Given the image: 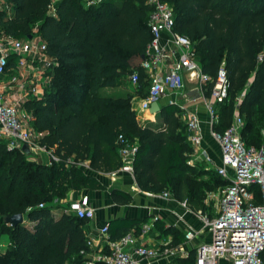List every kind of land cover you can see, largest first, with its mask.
Wrapping results in <instances>:
<instances>
[{
    "label": "trees",
    "instance_id": "trees-1",
    "mask_svg": "<svg viewBox=\"0 0 264 264\" xmlns=\"http://www.w3.org/2000/svg\"><path fill=\"white\" fill-rule=\"evenodd\" d=\"M3 1L8 15L0 11V34L20 40L34 33L53 60L43 95L28 99L24 106L33 128L44 133L39 143L56 160L36 162L21 150H8L0 138V238L7 240L0 264H84L79 251L85 249L82 227L87 219L65 212L54 218L51 205L69 190L104 189L77 163L88 160L91 169L102 172L120 168L118 135L136 145L131 166L139 190H167L202 210L205 190L226 181L210 168L214 175L186 163L190 146L177 107L164 105L156 113L158 122L139 124L130 95L114 97L102 91L116 87L132 72L137 74L138 92L147 91L139 62L151 38L148 0H99L86 6L82 0ZM159 1L172 11V31L191 42L200 72L207 77L203 97L223 64L226 97L214 103L217 121L212 129L222 132L236 111L242 119L239 133L244 144L264 147V0ZM13 61L10 55L7 65ZM205 174L209 178H203ZM111 197L129 201L117 190ZM18 213L34 224L11 227L3 222V217ZM136 224L114 220L107 231L117 239ZM260 259L264 264V249ZM194 261L192 249L174 264Z\"/></svg>",
    "mask_w": 264,
    "mask_h": 264
},
{
    "label": "built area",
    "instance_id": "built-area-1",
    "mask_svg": "<svg viewBox=\"0 0 264 264\" xmlns=\"http://www.w3.org/2000/svg\"><path fill=\"white\" fill-rule=\"evenodd\" d=\"M99 0H95L97 2ZM94 3L91 0L89 4ZM152 12L148 18L151 38L146 46L143 59L139 66L147 75L148 87L146 95L140 100L139 108L147 110L150 103L157 102L165 93H181L185 89L184 74L196 83L204 102L208 117L209 134L219 148V163L215 164L202 146V132L200 120L196 112L186 105L169 101L178 109L179 118L184 124V133L191 153L187 160L190 165L206 163L226 183L208 191L203 199L210 205L211 212L198 211L197 216L210 236L209 242L202 243L195 253L194 264H219L223 260L226 264H262L260 254L264 249V147L246 146L240 137L242 119L236 111L233 112L231 122L222 131L212 129L217 121L214 103L226 97L227 80L220 64L213 86L208 96L203 97V85L206 75L200 72L195 59L190 40L172 31L173 14L165 3L159 0H148ZM52 11V7H49ZM6 5L0 0V11ZM161 33L169 35V42L175 51L171 53L175 59L162 70L167 53L160 44ZM14 55V61L8 64V58ZM53 60L46 54L45 44L36 34L25 39L3 37L0 45V138L6 143L8 150H21L26 144L29 155L45 152L48 159L56 160L49 150L39 143L41 133L34 131L28 124L24 112V104L28 99L40 98L50 82L48 69ZM129 81L135 85L136 72L129 75ZM120 171L132 174L131 162L136 151L135 143L126 141L118 135ZM161 196L168 197L167 191ZM42 205L39 204L38 207ZM185 206V203H182ZM64 212L77 218L90 219L94 209L88 206L85 199L71 201ZM157 218L143 224V235ZM199 231L187 229L184 239L191 240ZM127 232L115 240L108 238L107 226L99 229V236L104 240V250L91 252L92 241L85 238V249L79 251L85 259V264H151L158 257V250L153 247L138 244L137 237ZM133 245V254L126 250V246Z\"/></svg>",
    "mask_w": 264,
    "mask_h": 264
},
{
    "label": "crops",
    "instance_id": "crops-1",
    "mask_svg": "<svg viewBox=\"0 0 264 264\" xmlns=\"http://www.w3.org/2000/svg\"><path fill=\"white\" fill-rule=\"evenodd\" d=\"M54 1L56 0H51L52 3ZM89 2L90 0H82V5H89ZM3 37L4 36L0 34V45L3 43ZM160 44L164 46L168 55L167 58L164 59L162 65V70H166L167 66L175 59V56H172L171 53L175 51V55L177 50H174L172 44L169 42V35L167 33H161ZM145 76L147 79L146 73ZM183 78L185 83L187 82L190 84V87L185 88L181 95L179 93L172 92L165 93L159 98L157 103L161 108L164 105H173L172 103H169V101H175L176 103L184 104L188 108L194 110L200 120L202 146L206 149L207 154L211 157L213 162L218 164L219 148L217 143L209 134L208 117L204 102L201 98L191 102H186L185 93L190 89L196 88V83L193 80H189L187 74H184ZM127 83L130 84V87H128ZM102 91L105 94L114 97L124 96L126 94L130 95V108L133 110L135 118L139 124H145L146 122H158L156 120V114L148 112L149 107L147 110H141L139 108V102L142 99L140 94L146 90L138 92L136 84L133 85L129 81V75L121 77L116 87L105 88ZM23 113L28 119L29 126L36 131L32 125V116L25 106ZM177 117L179 118L178 112ZM179 120L182 122L180 118ZM39 133H41V137L44 134L43 132ZM190 153L191 148L190 151L185 154L187 164ZM29 157L39 163H49L48 156L45 152L31 154ZM77 166L85 174L95 177L97 181L104 186V189L92 190L81 188L79 190H69L63 199L58 201L54 200L53 203H66L65 206H67V204L71 201H80L85 199L88 206L94 209L92 218L88 219L82 227L84 237L92 241L93 248L90 250L91 252L97 250L105 251L106 248L104 246V240L99 236V229L104 225L108 226L110 222L114 220L137 221V224L128 228L125 233L132 232L134 235L138 236L141 234V227L143 224L151 220L153 217L157 218L156 221L152 222V227H150L143 235L141 234V239L137 237L135 241V245L142 244L158 250V257L153 259L151 264H174L175 260L186 257L189 250L193 249L196 253V249L202 243H205V236L209 234L204 228H202V222L197 216L198 211L211 212L210 206L206 205L204 201L202 210L190 208L185 200L179 201L175 199L167 190L165 191L168 192V197L161 196L162 191L160 193L142 192L136 186L133 175L120 171L119 168L110 172L97 171L88 166V160L78 162ZM215 188L216 187L213 189ZM113 190L126 194L129 197V201L126 203L114 201L111 197V191ZM182 203H185V206H182ZM52 206L53 204L51 205V214L54 218H57L61 215V213H64V210H57L55 206ZM22 223L29 228L34 224L33 222L26 221L24 219ZM189 228L194 231H199V233H197L191 240L187 241L184 239V234ZM164 229H169V232H164ZM107 233L109 239L115 240L110 238L108 231ZM1 240H3L5 244L7 243L5 236L0 238V241ZM133 247V245L126 246L125 250L132 255L133 259L136 260L137 257L133 254ZM219 264L226 263L221 260Z\"/></svg>",
    "mask_w": 264,
    "mask_h": 264
},
{
    "label": "water",
    "instance_id": "water-1",
    "mask_svg": "<svg viewBox=\"0 0 264 264\" xmlns=\"http://www.w3.org/2000/svg\"><path fill=\"white\" fill-rule=\"evenodd\" d=\"M185 97H186L185 98L186 102H191V101L201 98V95L197 88H193V89L188 90L185 93ZM159 110H160V107L157 102L150 103V106L148 109L149 113L156 114L157 112H159ZM21 151L25 153L26 155H29V151H28L26 144L21 146ZM3 222L10 225L11 227H14L15 225L21 224L23 222V217H22V214L20 213L12 214L10 216L3 217Z\"/></svg>",
    "mask_w": 264,
    "mask_h": 264
},
{
    "label": "rangeland",
    "instance_id": "rangeland-1",
    "mask_svg": "<svg viewBox=\"0 0 264 264\" xmlns=\"http://www.w3.org/2000/svg\"><path fill=\"white\" fill-rule=\"evenodd\" d=\"M184 83H185V81H184ZM132 84V83H131ZM186 85H185V88H187V87H190V84L189 83H185ZM127 85H128V87H130V84H128L127 83ZM27 121H28V119H27ZM262 132V131H261ZM263 138H264V132H263ZM201 169H204V170H206V171H210V174L212 173L211 172V170L209 169V167L206 165V163H199V164H197ZM212 175H214V173H212ZM211 175V176H212ZM203 178H209V175H207V174H205L204 175V177ZM201 179V178H200ZM202 181H203V179H202ZM206 192H204V197H203V199L205 198V194L208 192V191H211L210 189L209 190H205ZM187 205L190 207V208H199L198 207V205L196 204V203H194L193 201H187ZM66 205V203H53V206L52 207H54L55 206V208L57 209V210H64L65 209V206ZM210 206V205H209ZM4 236H2L1 238H3ZM206 237V240H205V242H209V239H210V236L209 235H206L205 236ZM4 240V239H3ZM3 240H1L0 241V250H3L4 248V246H5V242L3 241Z\"/></svg>",
    "mask_w": 264,
    "mask_h": 264
}]
</instances>
